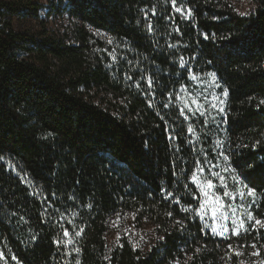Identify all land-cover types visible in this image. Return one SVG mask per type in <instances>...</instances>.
Instances as JSON below:
<instances>
[{"label":"trees","instance_id":"16d2710c","mask_svg":"<svg viewBox=\"0 0 264 264\" xmlns=\"http://www.w3.org/2000/svg\"><path fill=\"white\" fill-rule=\"evenodd\" d=\"M178 3L192 15L185 19L170 0H49L47 15L70 20L58 36L12 28L13 15L39 16L37 0H0V254L7 259L238 264L229 245H264V229L215 237L192 210L198 193L189 177L199 156L175 104L189 69L216 73L228 90L224 154L241 179L251 174L244 182L255 186L253 212L264 218V0L243 15L230 0ZM117 211L148 219L163 239L147 250L122 240L107 252L106 222Z\"/></svg>","mask_w":264,"mask_h":264},{"label":"rangeland","instance_id":"374dc122","mask_svg":"<svg viewBox=\"0 0 264 264\" xmlns=\"http://www.w3.org/2000/svg\"><path fill=\"white\" fill-rule=\"evenodd\" d=\"M258 1L259 0H230L235 11L240 14L248 13L255 9V7L258 5ZM37 2L41 5L38 10L39 16H37V18L23 17L18 15H13V17H11V25L14 30H30L31 32H38L44 28L48 32H52L58 36L68 32L67 28L69 27L70 20L66 15H47L45 5H47L49 0H37ZM88 30L93 33L94 37L99 38L108 44L113 43L106 33L91 27H88ZM208 72L212 71L194 72L189 69L187 83L178 87L175 92V104L177 105L179 112L181 109H183L185 115L189 117L187 120H185L184 116L181 115L187 126V133L189 135L190 142L195 145L194 147H196L200 161L199 166L205 169L200 178L211 179L215 185V187L212 189V194H214L213 199L208 200V202L205 204V208L203 210V219H201L197 214L196 215L203 227L207 229L212 235H215V237L229 238L233 236L230 229L233 226L232 219L234 215L236 217H242L245 220L246 226L249 229L248 231L252 230L251 224H253L254 221H247L245 209L251 211L256 218L259 217H257L253 212L255 198L249 197L246 192L243 196H241L239 193H236L231 198L223 196L225 189H227L229 192H236V188L238 186L234 185L232 173L224 171V168L226 167L223 160V155H225L223 150L224 111L221 113L217 110V108H225L226 97L222 95L225 88L222 86L217 76L216 83H218L220 87H215L211 79L206 75ZM193 76L195 79L192 78ZM221 99L224 101L223 105L218 104V100ZM193 100H195L197 103H192ZM185 103L188 104V108L184 107ZM214 103L217 104V108L212 106ZM198 108L199 110H197ZM201 112H203L204 115H201ZM189 124L193 126V133L188 132ZM218 141L219 145L217 144ZM221 153L223 155H221ZM197 167L198 165L196 166L195 170ZM212 173H220V175L224 177L223 182L220 179L214 177ZM193 185L198 193L197 200L199 207L200 200L204 197H202L197 185L195 183H193ZM215 196H220L223 204L225 205V207L220 209V212H223L228 216V219L226 220H216L217 225L223 223L224 226L229 228V231L223 236L214 234L211 231L213 223L211 209L213 207ZM231 208L236 209L235 214L231 212ZM117 213L120 214L119 218L117 217ZM217 216H219V212L217 213ZM259 219L264 220L263 217ZM106 226L107 229L104 237L107 252L112 250V248L115 246L120 245L122 240L127 241L132 247H138L142 250H147L152 245H154L156 240L160 238L155 226L148 219H138L137 216L131 211H117L112 213L107 219ZM243 232L246 231H241V233ZM236 250L244 253L242 256H239L238 264H240L241 261H243L244 264H260L261 261H264V245H261L256 249H253L250 245L249 248H246V250H243L242 248H238ZM254 251H258L260 255L252 256L251 253ZM3 257V259H0V264H16L13 258L7 259L5 256ZM168 264H185V261L174 260Z\"/></svg>","mask_w":264,"mask_h":264},{"label":"snow or ice","instance_id":"6c2138e0","mask_svg":"<svg viewBox=\"0 0 264 264\" xmlns=\"http://www.w3.org/2000/svg\"><path fill=\"white\" fill-rule=\"evenodd\" d=\"M170 3L172 5V8L175 12L180 13L185 19H187L188 17H190L192 15V9L191 8H185L184 5L182 3H178V0H170ZM152 15H156V11L155 9H152ZM245 13H242V15ZM147 29L149 32L153 31V25L151 20L148 21L147 23ZM178 31V29H177ZM208 36L205 35V39H207ZM111 42V41H109ZM170 47H174L173 45H170ZM184 60L183 58H181L180 60V64L181 66H184ZM206 75L211 79V81L213 82V84L215 85V87H220V85L218 83H216V73L214 72H208L206 73ZM193 79H195V77H192ZM151 80L148 81L149 87H151ZM223 96H227L228 95V90L224 89ZM179 98V97H177ZM216 99V98H214ZM192 103H197L195 100L192 101ZM261 103H264V101H261ZM218 104L219 105H223L224 101L218 100ZM151 106V104L149 105ZM214 108H217V104L214 103L212 105ZM165 107H168V104H165ZM185 108H188V104L185 103L184 105ZM191 110V109H189ZM199 110V108L197 109ZM217 110L219 112H223L224 109L222 107H218ZM180 115L184 116L185 120H187L189 117L185 115L184 110L181 109L180 111ZM201 115H204L203 112H201ZM188 132L189 133H193L194 129L193 126L191 124L188 125ZM217 144L219 145V141L217 142ZM221 155H223L221 153ZM0 159H2V157H0ZM230 157L228 155H223V160L225 162L226 167L224 168V171H228L232 173V180L234 182V185H237L238 187L236 188V192H229L227 189H225V191L223 192V196L224 197H233L236 193H239L241 196H243L246 192V194L249 197H256V188L255 186H249L248 184H246L244 182L245 179H251V174L249 176H246L244 179H241L240 175H238L231 167V165L228 163L229 162ZM197 169L193 171L192 175L189 177V179L195 183L197 185V187L199 188L200 193L202 194V197L206 198H202L200 200V206L198 208L192 209L198 216H200L201 219H203V210L205 208V204L208 202V200H212L213 199V195L212 194V189L215 187V185L213 184V181L211 179H201L200 177L202 176V174L204 173L205 169L203 167H200V161H197ZM249 167L254 168V165H249ZM212 175L218 179H220L222 182L224 180V177L220 175V173H212ZM261 179H264V176L261 177ZM168 195H171V193H169ZM177 203H179V201H177ZM225 207V205L223 204L221 197L220 196H215L214 201H213V207L211 209L212 211V217H213V223H212V228L211 231L214 234L217 235H221L223 236L225 233H227L229 231V228L224 226L223 223L217 225L216 220L220 219L221 221L228 219V216L223 213L220 212V209ZM230 207V206H228ZM189 209H191V206L189 205L187 208L183 209V211H188ZM219 212V216H217V213ZM231 212L233 214H235L236 209L235 208H231ZM245 214L247 216V221L251 222L254 221L253 224H251V229L252 230H256L257 228L259 229H264V220L256 218L253 213L251 211H248L247 209H245ZM168 215H171V213H168ZM120 214L117 213V217L119 218ZM134 218V217H133ZM177 223H180L179 221ZM232 228L230 229L231 234L233 236H239L241 231H248V227L246 226L245 220L242 217H236L235 215L233 216L232 219ZM207 226V225H205ZM82 231V230H81ZM65 237H69L70 233L67 229H64L63 232ZM81 234V232H76V236H79ZM35 238V237H33ZM160 239H163V237H160ZM57 243H65V244H71L72 240L68 239L66 242L65 241H56ZM241 247H244L243 245H241ZM251 247L253 249L257 248L256 243L251 244ZM229 249L235 252V255L237 257L242 256L244 253L239 251V250H235L232 248V245H229ZM199 251V249H197ZM75 252L79 253L80 249L76 248L74 249ZM69 254V253H66ZM252 256H258L260 255V253L258 251H254L251 253ZM3 254H0V259H3ZM13 259H15V257H13ZM77 264H79V262H77ZM240 264H244L243 261L240 262ZM260 264H264V261H261Z\"/></svg>","mask_w":264,"mask_h":264}]
</instances>
